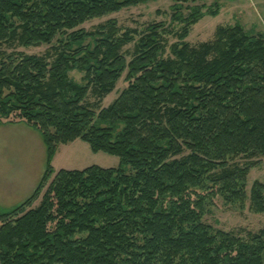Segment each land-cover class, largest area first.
<instances>
[{
    "label": "trees",
    "instance_id": "1",
    "mask_svg": "<svg viewBox=\"0 0 264 264\" xmlns=\"http://www.w3.org/2000/svg\"><path fill=\"white\" fill-rule=\"evenodd\" d=\"M154 1L0 0V124H27L47 153L34 192L0 211V264H264V229L205 221L217 198L264 214V182L248 190L264 158V33L220 25L192 45L220 14L202 0H173L170 22L144 30L85 27ZM78 139L119 166L57 171Z\"/></svg>",
    "mask_w": 264,
    "mask_h": 264
},
{
    "label": "rangeland",
    "instance_id": "2",
    "mask_svg": "<svg viewBox=\"0 0 264 264\" xmlns=\"http://www.w3.org/2000/svg\"><path fill=\"white\" fill-rule=\"evenodd\" d=\"M200 3H205L209 7L216 3L220 4V14L216 17L206 16L191 28L187 41L192 45L211 41L220 25L241 24L247 31L264 33V0H202ZM172 4L173 0H157L93 20L85 24V27L91 29L93 26L114 19L123 32L128 29L144 30L154 22H170ZM47 48L48 46L20 47L18 50L30 55H41ZM8 50L12 51L10 48ZM71 76L81 81L83 74L76 71ZM126 85L123 77L118 81L116 89L104 100L102 107L110 105ZM46 161V146L38 131L25 123L0 124V194L2 190L9 189L0 196V211L17 206L31 195L45 172ZM119 164L118 157L94 153L89 144L80 139L61 146L53 161L57 171L83 170L91 166L116 168ZM10 179H15L16 186H8ZM255 181L264 182V158L261 164L252 170L248 179V190ZM205 221L216 229L226 231L244 229L258 232L264 229V214H254L247 207L243 210L234 209L221 198L215 200V205L206 215Z\"/></svg>",
    "mask_w": 264,
    "mask_h": 264
},
{
    "label": "crops",
    "instance_id": "3",
    "mask_svg": "<svg viewBox=\"0 0 264 264\" xmlns=\"http://www.w3.org/2000/svg\"><path fill=\"white\" fill-rule=\"evenodd\" d=\"M43 176V175H42ZM42 178V177H41ZM17 182H15V179H10V180H8V186L10 187V186H16V185H14V184H16ZM36 186V185H35ZM6 187H7V182H6ZM37 187V186H36ZM36 187H35V189H36ZM34 189V190H35ZM34 190H33V192H34ZM7 191H9V189H6V190H2L1 191V194H0V196H3L4 195V193H6ZM4 192V193H3ZM32 192V193H33ZM31 193V194H32ZM3 198V197H2ZM27 199V198H26Z\"/></svg>",
    "mask_w": 264,
    "mask_h": 264
}]
</instances>
